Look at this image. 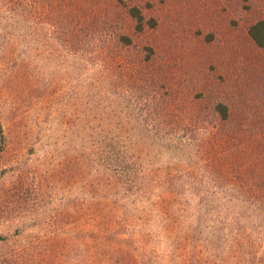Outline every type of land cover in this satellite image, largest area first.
I'll use <instances>...</instances> for the list:
<instances>
[{
  "label": "rangeland",
  "instance_id": "rangeland-1",
  "mask_svg": "<svg viewBox=\"0 0 264 264\" xmlns=\"http://www.w3.org/2000/svg\"><path fill=\"white\" fill-rule=\"evenodd\" d=\"M260 21L264 0H0V264H264Z\"/></svg>",
  "mask_w": 264,
  "mask_h": 264
},
{
  "label": "trees",
  "instance_id": "trees-1",
  "mask_svg": "<svg viewBox=\"0 0 264 264\" xmlns=\"http://www.w3.org/2000/svg\"><path fill=\"white\" fill-rule=\"evenodd\" d=\"M120 1H121V3H122V1L130 3L134 0H120ZM127 13L130 16V18L133 20V22L135 23V30L137 32H141L143 27H144V19H143L141 12L136 7H129V8H127ZM247 36L250 39V41L252 42V44L255 46V48H257L259 50H264V22L263 21H260V22H257L255 24L251 25L247 30ZM122 40L124 41V43H126V45H128L127 43H129V40L127 38L122 37ZM214 110L218 113L221 121L225 122L229 119L228 108L225 105L217 104L215 106ZM0 135L2 136V133H0ZM110 155H111V159H112V165L114 167L118 168L119 170H121L122 173L125 171H126V173H128V171L130 170V168L132 166L133 167L137 166L134 162L132 164L131 162H128L127 160H125L124 157H120L119 155H116L115 152L111 153ZM137 155L138 154H136V156ZM132 156L135 158L134 154ZM113 158H116V160L115 159L113 160ZM97 174L98 175H95L89 184V186L92 188V191H94V188H93L94 185L99 184L100 181L108 182L111 178L107 175H103V174L100 175L99 173H97ZM174 195L175 196H170L168 193L167 202H171L172 205L173 204L175 205L177 203V201L179 200L178 198H180V197H177L176 194H174ZM237 198L246 200L249 204H252V205H255L258 203V197L255 196L254 194H251V193L243 195V196H239ZM172 205H171V207H172ZM171 207H170V209H171ZM85 214L92 217L91 218L92 220H89L86 224V228L88 229L87 231H90L92 234L96 235V233H99V229H98V225L95 224L96 221H94V220L99 218L98 220L100 222L101 221L100 220L101 214H99L97 211H92V210H86Z\"/></svg>",
  "mask_w": 264,
  "mask_h": 264
}]
</instances>
